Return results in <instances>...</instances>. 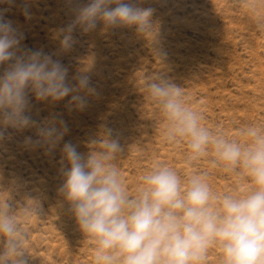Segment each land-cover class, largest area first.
I'll return each instance as SVG.
<instances>
[{"label": "rangeland", "instance_id": "1", "mask_svg": "<svg viewBox=\"0 0 264 264\" xmlns=\"http://www.w3.org/2000/svg\"><path fill=\"white\" fill-rule=\"evenodd\" d=\"M84 0H22L0 3V12L22 36L21 49L40 50L68 68L69 80L81 72L90 76L95 93L83 110L69 107L68 98L53 103L29 95L36 121L56 117L67 134L54 148H25L33 130L9 128L0 141V205L9 200L28 232L25 247L30 264H95L94 243L78 230L67 206L61 207V149L71 142L81 153L102 128L112 130L125 146L115 165L130 195L143 175L157 165L174 169L182 181L207 173L214 194L241 195L250 181L241 173L213 165V154L192 163L186 143L165 139L166 122L150 102L145 83L164 75L184 92V99L202 113V124L241 143V129L264 127V31L253 26L249 10L237 0H139L154 9V30L137 34L134 27L74 32L72 48L61 51L57 29L73 17ZM31 197L36 200H29ZM23 204V205H22ZM43 213L39 212V208ZM25 206L32 211L25 214ZM207 264H219V249H211Z\"/></svg>", "mask_w": 264, "mask_h": 264}, {"label": "clouds", "instance_id": "2", "mask_svg": "<svg viewBox=\"0 0 264 264\" xmlns=\"http://www.w3.org/2000/svg\"><path fill=\"white\" fill-rule=\"evenodd\" d=\"M237 2L249 10L256 30L264 31V0ZM21 8L27 15L28 0H22ZM154 11L139 6V0H84L73 9L70 22L57 29L60 49L72 48L78 28L87 33L98 23L112 30L134 27L143 36L154 30ZM21 41L0 12V141L9 128L33 130L22 141L25 148H54L67 134L66 123L56 117L34 120L29 95L53 103L68 98L69 107L83 110L95 89L87 72L74 75L73 83L60 60L21 49ZM145 91L166 122V141L186 143L188 163L211 151L213 165L241 173L251 187L241 195L219 196L207 173L182 181L174 169L157 165L130 195L115 165L125 146L111 129L102 128L87 153L64 142L57 190L61 207L67 206L78 230L94 243L95 264H207L214 248L219 249V264H264V127L241 129L246 138L241 143L204 126L202 113L186 102L181 86L164 75L147 81ZM30 211L25 206V214ZM28 239L17 207L10 200L0 205V264H30Z\"/></svg>", "mask_w": 264, "mask_h": 264}]
</instances>
